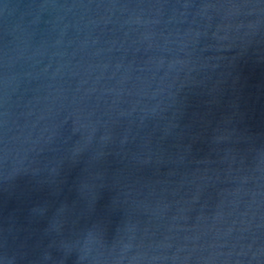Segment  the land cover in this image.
Returning <instances> with one entry per match:
<instances>
[{"label":"water","instance_id":"water-1","mask_svg":"<svg viewBox=\"0 0 264 264\" xmlns=\"http://www.w3.org/2000/svg\"><path fill=\"white\" fill-rule=\"evenodd\" d=\"M0 264H264V0H0Z\"/></svg>","mask_w":264,"mask_h":264}]
</instances>
